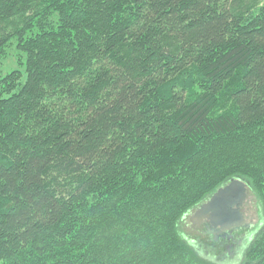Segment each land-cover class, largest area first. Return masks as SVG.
<instances>
[{
    "label": "trees",
    "instance_id": "16d2710c",
    "mask_svg": "<svg viewBox=\"0 0 264 264\" xmlns=\"http://www.w3.org/2000/svg\"><path fill=\"white\" fill-rule=\"evenodd\" d=\"M13 54L0 264H203L180 224L234 180L264 264V0H0Z\"/></svg>",
    "mask_w": 264,
    "mask_h": 264
},
{
    "label": "flooded vegetation",
    "instance_id": "af4514ba",
    "mask_svg": "<svg viewBox=\"0 0 264 264\" xmlns=\"http://www.w3.org/2000/svg\"><path fill=\"white\" fill-rule=\"evenodd\" d=\"M205 203L192 211V214L190 213V221ZM244 210L245 220L239 225L229 221H220L219 219H214L213 221L207 219L202 225L198 224L203 227V234L209 237L210 251L208 255L211 258L218 261H227L230 264H236L241 260L254 231L257 229L256 226L249 223V206H246Z\"/></svg>",
    "mask_w": 264,
    "mask_h": 264
},
{
    "label": "water",
    "instance_id": "95a60500",
    "mask_svg": "<svg viewBox=\"0 0 264 264\" xmlns=\"http://www.w3.org/2000/svg\"><path fill=\"white\" fill-rule=\"evenodd\" d=\"M251 197L250 187L242 181L234 180L219 189L191 219L193 224L202 225L207 219L229 221L241 224L245 220L244 208L249 206ZM249 222H251L249 220Z\"/></svg>",
    "mask_w": 264,
    "mask_h": 264
},
{
    "label": "rangeland",
    "instance_id": "374dc122",
    "mask_svg": "<svg viewBox=\"0 0 264 264\" xmlns=\"http://www.w3.org/2000/svg\"><path fill=\"white\" fill-rule=\"evenodd\" d=\"M9 61L11 63L10 67L6 66V62L0 61V71H2L4 75L11 70H18L25 73V67L24 65H22V63L25 61H22L19 55L13 54ZM191 214H189L185 219L182 220L180 228L182 233L186 237H188L192 241H195L204 250L203 259L205 260V262L203 264H230L227 261H218L216 259L212 260V258L210 259L207 256L208 252L210 251L209 237L203 234V227H200L197 224H193L190 221ZM261 214L262 212L259 207L258 200L251 192V197L249 200V217L251 222L249 223L258 228L256 232H258V230L260 229L259 224L261 222Z\"/></svg>",
    "mask_w": 264,
    "mask_h": 264
}]
</instances>
